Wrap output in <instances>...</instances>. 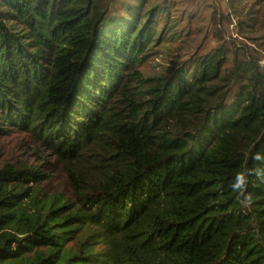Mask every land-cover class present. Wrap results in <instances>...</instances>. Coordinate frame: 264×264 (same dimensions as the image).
Segmentation results:
<instances>
[{"label": "trees", "instance_id": "trees-1", "mask_svg": "<svg viewBox=\"0 0 264 264\" xmlns=\"http://www.w3.org/2000/svg\"><path fill=\"white\" fill-rule=\"evenodd\" d=\"M225 1L229 25H258L263 0ZM166 5L0 0V137L113 158L64 214L68 201L32 188L38 168L1 167L0 264H264V74L247 67L226 101L214 51L168 67L154 90L138 68L174 35Z\"/></svg>", "mask_w": 264, "mask_h": 264}, {"label": "rangeland", "instance_id": "rangeland-1", "mask_svg": "<svg viewBox=\"0 0 264 264\" xmlns=\"http://www.w3.org/2000/svg\"><path fill=\"white\" fill-rule=\"evenodd\" d=\"M166 6L172 8L169 22L174 23V35L167 41H158L153 46V55L138 68L144 79L154 80L151 83L154 90L162 85L168 67L191 64L214 51L223 53L226 58L223 66L228 86L224 90L226 101L245 84L247 67L257 65L264 74V0L259 14L254 17L258 25L250 27L247 25L250 23H243L240 31L220 15L227 9L225 0H167ZM159 27L157 23L156 30ZM110 150L111 146L96 145L80 158L67 161L41 147L29 134L13 131L0 137V168L5 165L38 168L46 179L32 188L39 199L53 197L61 199L60 204L68 201L60 211L64 214L78 205L76 185L92 186L102 182L113 165ZM86 236L89 242L95 243V251L104 247L101 234L92 230L86 232ZM68 246H74V242Z\"/></svg>", "mask_w": 264, "mask_h": 264}, {"label": "flooded vegetation", "instance_id": "flooded-vegetation-1", "mask_svg": "<svg viewBox=\"0 0 264 264\" xmlns=\"http://www.w3.org/2000/svg\"><path fill=\"white\" fill-rule=\"evenodd\" d=\"M135 35V34H134Z\"/></svg>", "mask_w": 264, "mask_h": 264}]
</instances>
